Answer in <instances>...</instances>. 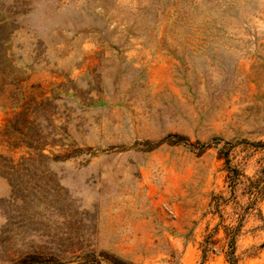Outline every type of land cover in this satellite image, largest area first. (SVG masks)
I'll return each mask as SVG.
<instances>
[{
  "label": "rangeland",
  "instance_id": "1",
  "mask_svg": "<svg viewBox=\"0 0 264 264\" xmlns=\"http://www.w3.org/2000/svg\"><path fill=\"white\" fill-rule=\"evenodd\" d=\"M0 264H264V0H0Z\"/></svg>",
  "mask_w": 264,
  "mask_h": 264
}]
</instances>
